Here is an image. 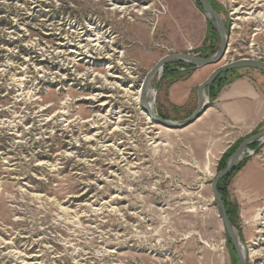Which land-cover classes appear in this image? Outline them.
I'll return each instance as SVG.
<instances>
[{
    "label": "rangeland",
    "instance_id": "374dc122",
    "mask_svg": "<svg viewBox=\"0 0 264 264\" xmlns=\"http://www.w3.org/2000/svg\"><path fill=\"white\" fill-rule=\"evenodd\" d=\"M210 1L230 29L228 52L195 70L205 74L180 110L162 80L153 108L167 120L193 114L199 86L219 67L264 61V0ZM0 13V264H236L212 182L223 154L255 125L216 116L168 130L136 100L163 57H201L205 43L218 51L197 3L0 0ZM230 78L227 86L248 83L259 98L245 101L264 107L263 73ZM257 144L229 185L249 264H264Z\"/></svg>",
    "mask_w": 264,
    "mask_h": 264
},
{
    "label": "water",
    "instance_id": "95a60500",
    "mask_svg": "<svg viewBox=\"0 0 264 264\" xmlns=\"http://www.w3.org/2000/svg\"><path fill=\"white\" fill-rule=\"evenodd\" d=\"M198 7L201 9L203 15L207 21L213 26L217 31L220 46L218 51L211 57H198L191 54H171L163 57L158 64L148 73L144 87L148 82L156 76L157 72L159 73V78L156 86L153 88L154 97H151V100H148L146 92H143L141 98V107L143 111L147 114L148 118L158 126L166 128L168 130H183L189 126L195 124L200 118L211 107L210 96H207V91L210 89L212 84L223 74L241 70V69H253L264 74V61L257 59H239L227 63L218 69H216L211 76L198 88V107L196 111L186 120L181 122H176L172 120H166L160 117V115L152 107L151 101L154 103L157 91L160 87V84L164 78L165 67L169 63H183L193 67L195 70L200 68H205L213 65H217L223 61L225 58L230 40V29L227 30L226 24L220 14L213 8L210 0H194ZM254 143H260V147L264 145V131L253 135L247 138L235 151L230 160L227 163V166L222 170L212 182V191L214 196V202L218 209L220 218L224 225L227 236L229 237L235 251L237 258L240 264H249L247 251L244 243L242 242L238 230L232 224L228 213L226 211V206L224 204L223 198L219 192V183L220 181L234 173L240 165L246 160L247 154L253 155L256 151L250 149V145Z\"/></svg>",
    "mask_w": 264,
    "mask_h": 264
},
{
    "label": "crops",
    "instance_id": "0c3cea01",
    "mask_svg": "<svg viewBox=\"0 0 264 264\" xmlns=\"http://www.w3.org/2000/svg\"><path fill=\"white\" fill-rule=\"evenodd\" d=\"M204 74L205 71L203 70L194 71L187 80L178 81L168 86L167 99L169 104L178 108H184L190 105L192 102V94L197 84L196 80ZM247 98L257 101L259 98V95L251 89L248 83L241 82L238 85L226 86L222 89L218 98L213 102L212 107L208 109L203 117L211 120L216 118V116H222L228 120L229 124L231 122L238 123L240 117L246 120L249 118L250 122L255 125L256 130L264 122V107L257 103H247L245 101ZM240 101L241 103H239Z\"/></svg>",
    "mask_w": 264,
    "mask_h": 264
},
{
    "label": "trees",
    "instance_id": "16d2710c",
    "mask_svg": "<svg viewBox=\"0 0 264 264\" xmlns=\"http://www.w3.org/2000/svg\"><path fill=\"white\" fill-rule=\"evenodd\" d=\"M211 2V1H210ZM212 4V3H211ZM213 6V4H212ZM213 8L215 9V7L213 6ZM1 16V13H0ZM5 22L2 21L0 19V26H4ZM227 27V30H229V27ZM210 28L212 29L213 33L216 34L218 36L217 31L213 28V26L210 24ZM201 57H205V58H209L211 57L215 51H214V47H207L206 43L204 44L203 48L199 50ZM207 52H209V54H207ZM184 69V70H182ZM195 71V69L189 65L183 64V63H169L166 65L165 67V72H164V79L163 81L166 82L167 86H171L172 84L186 79L188 77H190L192 75V73ZM238 70L235 71H231L228 73H225L223 75H221L210 87V89L208 90L209 96H210V102L213 103L219 96L220 92L222 91V89L227 86L228 84H230L231 82H233L230 78V75L236 73ZM176 110H180V108L178 107H174ZM160 117H162L163 119H168L166 116H164L161 112L159 113ZM192 115V114H191ZM259 128L254 132L253 135L258 134ZM252 135V136H253ZM251 137V136H249ZM248 137V138H249ZM247 139V138H246ZM244 141V140H243ZM242 143V142H241ZM240 144V143H239ZM239 144H235V146L230 147L222 156L220 162H219V169L220 171L224 170L227 166L228 161L230 160V158L232 157V155L235 153L236 148L239 146ZM258 144L254 143L252 145H250V149L252 150H256L258 148ZM247 164V160L244 161L240 167L231 175H229L228 177L223 178L220 183H219V192L223 198L224 204L226 206V211L228 213V216L232 222V224L234 225V227H237V219H238V209L237 206L235 204H233L230 200V196H229V185L231 180L246 166ZM229 240V248L231 250V254H232V258L235 261L236 264H240L239 260L237 258V254L236 251L228 237Z\"/></svg>",
    "mask_w": 264,
    "mask_h": 264
},
{
    "label": "bare ground",
    "instance_id": "6f19581e",
    "mask_svg": "<svg viewBox=\"0 0 264 264\" xmlns=\"http://www.w3.org/2000/svg\"><path fill=\"white\" fill-rule=\"evenodd\" d=\"M248 15H252L253 16L254 14H248ZM258 18L264 20V13H260ZM157 73H160V71H158ZM153 78L148 82V84L145 87H144V82H145L144 81L142 86L140 87V89L137 92L136 100H137L138 103H140V105H141V98H142L143 92H146L147 97L148 96L154 97V91H153V89L151 87V83H152ZM151 104H152V107H153V102L152 101H151ZM246 251H247V249H246Z\"/></svg>",
    "mask_w": 264,
    "mask_h": 264
},
{
    "label": "built area",
    "instance_id": "2783aa9c",
    "mask_svg": "<svg viewBox=\"0 0 264 264\" xmlns=\"http://www.w3.org/2000/svg\"><path fill=\"white\" fill-rule=\"evenodd\" d=\"M182 70H184V69H182Z\"/></svg>",
    "mask_w": 264,
    "mask_h": 264
},
{
    "label": "flooded vegetation",
    "instance_id": "af4514ba",
    "mask_svg": "<svg viewBox=\"0 0 264 264\" xmlns=\"http://www.w3.org/2000/svg\"><path fill=\"white\" fill-rule=\"evenodd\" d=\"M219 37V36H218Z\"/></svg>",
    "mask_w": 264,
    "mask_h": 264
}]
</instances>
